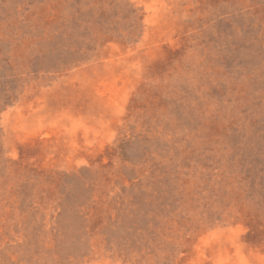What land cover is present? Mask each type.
<instances>
[{
  "label": "rangeland",
  "instance_id": "obj_1",
  "mask_svg": "<svg viewBox=\"0 0 264 264\" xmlns=\"http://www.w3.org/2000/svg\"><path fill=\"white\" fill-rule=\"evenodd\" d=\"M0 264H264V0H0Z\"/></svg>",
  "mask_w": 264,
  "mask_h": 264
}]
</instances>
